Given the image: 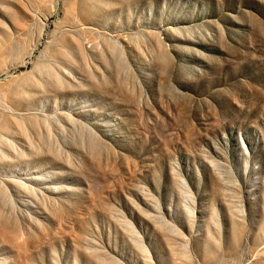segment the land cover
<instances>
[{
	"label": "rangeland",
	"instance_id": "rangeland-1",
	"mask_svg": "<svg viewBox=\"0 0 264 264\" xmlns=\"http://www.w3.org/2000/svg\"><path fill=\"white\" fill-rule=\"evenodd\" d=\"M0 264H264V0H0Z\"/></svg>",
	"mask_w": 264,
	"mask_h": 264
}]
</instances>
